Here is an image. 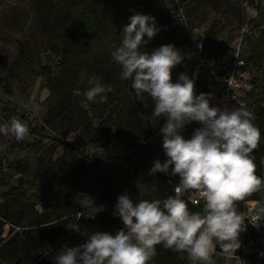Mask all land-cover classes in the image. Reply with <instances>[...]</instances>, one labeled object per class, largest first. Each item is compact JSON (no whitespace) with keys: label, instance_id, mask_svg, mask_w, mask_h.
Here are the masks:
<instances>
[{"label":"rangeland","instance_id":"obj_1","mask_svg":"<svg viewBox=\"0 0 264 264\" xmlns=\"http://www.w3.org/2000/svg\"><path fill=\"white\" fill-rule=\"evenodd\" d=\"M46 1L47 4L54 2ZM118 1L125 14H132L148 3L147 7L161 28L151 39L153 46L158 48L174 44L184 56L182 63L172 71L181 68L189 70L185 54L177 45L174 34L175 26L181 23L186 24L188 35L195 33V30L200 32V46L215 56L240 48L246 59L252 56L254 44L264 46V0ZM41 3L40 0H0V102H10L13 107L16 106L18 112L27 115L38 131V135L29 131L23 141H17L12 135L0 134V163L3 172L0 180L6 184L0 190H11L17 195L16 200L23 198L26 204L14 219H5L0 212V264H23L27 254V236L35 237L40 228H46V245L38 252L39 259L34 264H54L53 257L65 244L70 247L82 244L94 231L114 234L121 229V220L113 215L114 206L121 194L113 189L107 190L93 176L95 165L92 160L97 155L102 158L112 156L118 158L123 168L129 169L130 161L127 158L138 148L130 141L107 139L103 133L99 137L86 135L83 128L88 120L83 113L87 112L96 118L92 120L94 128L98 127L101 117L91 109L95 103L87 101L80 92H75L76 108L68 113L61 111L60 89L51 91L47 72H44L45 68L51 69L53 77L61 79V45L55 37V30L42 23ZM259 51L263 54L261 66L257 68L248 64L247 77L243 81L246 108L253 114L264 112V51L261 47ZM194 91L196 94L203 93L202 86L195 83ZM2 103L0 124L9 123L13 117L20 119L4 114ZM72 131L76 136L69 141L68 136ZM65 143L75 145L79 152L67 150L63 146ZM259 145L264 146L262 130ZM82 154L90 159L87 160ZM13 159L27 160L30 171L26 176L18 173L12 163ZM262 166L264 177V159ZM20 178L28 181L26 188L19 184ZM129 182L125 194L134 201L159 199L154 190L148 192L142 186ZM81 194L90 195L97 205L105 207L103 212L92 219L93 228L89 233L83 226L85 217L78 216V212L83 211L76 202ZM261 205H264V188L237 202V210L246 215L250 209ZM113 219L115 223L107 225ZM259 222L264 223V220ZM246 225L247 228L250 226L248 220ZM244 237L245 230L240 233V242ZM256 241L264 250V230ZM236 251V256L230 260L222 254H214L212 264H257L251 251L242 250L241 247ZM173 264H191V261L186 252H177ZM261 264H264V260Z\"/></svg>","mask_w":264,"mask_h":264},{"label":"clouds","instance_id":"obj_2","mask_svg":"<svg viewBox=\"0 0 264 264\" xmlns=\"http://www.w3.org/2000/svg\"><path fill=\"white\" fill-rule=\"evenodd\" d=\"M129 21L111 59L120 67V79L131 81L138 100L152 98V118L164 120L160 132L167 159L156 160L149 174L162 172L178 176L179 181L174 184V194L163 200L134 201L128 194L120 195L113 215L123 227L114 234L94 231L86 242L74 247L65 244L53 257L54 264H150L157 245L186 252L191 264H212L219 245L220 253L230 260L241 247L239 236L247 228L245 220L256 227L264 220V205L246 215L237 210V202L264 188V177L256 174L252 155L261 141V130L245 106L220 108L211 104V93L196 94V74L190 78L181 73L173 82L172 70L184 59L181 51L174 44L145 50L161 30L154 16L135 13ZM88 84L83 95L89 102L98 98L103 103L113 91L96 76ZM194 121L201 127L186 139L181 132ZM0 134L23 141L29 129L13 117L0 124ZM75 136L70 132L68 140ZM76 202L83 209L79 218L95 219L105 210L88 194H81ZM190 204L201 205V210H191Z\"/></svg>","mask_w":264,"mask_h":264},{"label":"trees","instance_id":"obj_3","mask_svg":"<svg viewBox=\"0 0 264 264\" xmlns=\"http://www.w3.org/2000/svg\"><path fill=\"white\" fill-rule=\"evenodd\" d=\"M40 1L42 2L40 10L42 23L55 30V37L61 45L59 50L62 66L59 72L61 79L53 77L51 69H44V72H47L51 91L60 89L61 111L63 113L73 111L76 108L75 92L83 94L89 87V78L96 76L103 84L111 85L113 91L108 93L105 102L100 103L97 98V102L91 107L93 113H98L101 117L97 128L92 125V120L96 118L89 116L87 112L83 113L86 121L88 120L86 125L84 124V133L91 137H99L103 133L107 139L116 138L121 142L130 141L138 147L127 158L130 161L129 169L123 168L119 164L118 158L95 156L92 160V164L95 165L93 176L97 177L107 190L113 189L121 195L127 193L129 181L142 186L148 192L154 190V194L159 199L166 195H173L174 184L179 181L178 176L173 177L162 172L155 175L149 174L156 160L163 162L167 159L163 148V136L160 132L164 120L159 121L152 118L151 113L154 108L152 98L148 97L144 102L138 100L131 88V81L120 79V67L111 59V51L114 50V46L120 44L121 31L123 26L130 22V16L135 13L154 16L147 7L148 3L132 14H125L122 13L121 3L118 0H53L54 2L49 4L46 0ZM175 10L178 13L176 8ZM185 25L181 23L175 26L174 34L177 45L182 48L185 54V62L189 64V70L181 68L172 71V80L176 82L181 73H186L190 78L196 74L195 83L201 85L196 73L193 48ZM157 26L159 27L158 22ZM259 47L264 51L263 45L254 44L252 56L246 58L247 65L251 64L257 68L261 66L263 54L260 53ZM154 48L151 41L145 45V50L149 52ZM62 79L63 81H60ZM202 92L204 93L203 88ZM145 103L147 107H145ZM102 111H106L104 116ZM2 112L19 117L27 123L31 134L38 135L37 128L32 125L28 116L20 114L16 106L13 107L10 102L2 103ZM254 116V123L264 133V112L254 114ZM197 127H199V123H190L185 126L181 134L186 139L191 138ZM63 146L67 150L79 152L73 144L65 143ZM252 155L256 164V174L263 177L264 146L258 144ZM84 157L87 160L90 159L87 156ZM12 163L19 174L26 176L29 173L30 168L26 159H13ZM1 165L0 163V177L3 174ZM19 184L22 188H26L29 183L24 178H20ZM4 186H6L4 180H0V187ZM16 197L17 195L11 190L7 192L0 190V212L5 219H14L24 210L25 201L23 202V198L16 200ZM189 207L193 211L201 210V207L191 204ZM115 221L113 219L107 225L115 223ZM83 226L87 233L91 232L92 219L83 218ZM45 230L46 228H40L35 237L27 236V254L23 264H34L39 259L38 252L46 245ZM156 248L157 254L151 260L153 264H173L177 252L164 248L162 245H157Z\"/></svg>","mask_w":264,"mask_h":264},{"label":"built area","instance_id":"obj_4","mask_svg":"<svg viewBox=\"0 0 264 264\" xmlns=\"http://www.w3.org/2000/svg\"><path fill=\"white\" fill-rule=\"evenodd\" d=\"M199 33L195 30V33L187 35L193 48L196 73L203 91L212 94L211 104L220 108L234 105L247 107L243 94V81L247 77L248 65L246 59L243 58L242 51L237 48L221 56L205 52L199 44L201 40ZM193 206L202 207L199 204ZM263 230V222H259V227L250 223V226L245 230V239L241 242V249L251 251L257 264H261L264 260L263 247L256 241L257 236Z\"/></svg>","mask_w":264,"mask_h":264},{"label":"water","instance_id":"obj_5","mask_svg":"<svg viewBox=\"0 0 264 264\" xmlns=\"http://www.w3.org/2000/svg\"><path fill=\"white\" fill-rule=\"evenodd\" d=\"M220 251H221V249L219 248V245H217V253L221 254ZM236 254H237V251H236L235 255H236ZM222 255H223V254H222Z\"/></svg>","mask_w":264,"mask_h":264},{"label":"crops","instance_id":"obj_6","mask_svg":"<svg viewBox=\"0 0 264 264\" xmlns=\"http://www.w3.org/2000/svg\"><path fill=\"white\" fill-rule=\"evenodd\" d=\"M244 239H245V237H244ZM244 239H243V240H244Z\"/></svg>","mask_w":264,"mask_h":264}]
</instances>
